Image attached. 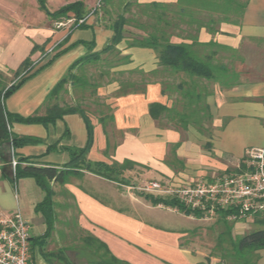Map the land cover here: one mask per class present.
<instances>
[{
  "label": "crops",
  "instance_id": "crops-1",
  "mask_svg": "<svg viewBox=\"0 0 264 264\" xmlns=\"http://www.w3.org/2000/svg\"><path fill=\"white\" fill-rule=\"evenodd\" d=\"M74 1L83 2L85 14L80 18L85 19L87 27L55 29L52 18L41 12L37 15L35 0H32V12L28 8L17 13L8 6V14H4L5 5L0 0V76L10 85L31 75L6 98L4 108L8 112L21 116L44 114L42 103L45 96L69 66L87 52L86 46L80 41L94 40V50L97 51L111 37L112 30L107 27L108 21L103 14L89 15L98 0H46V5L50 11H55ZM138 2L142 5L156 2L171 8L173 21L179 23V27L172 32L173 42L189 43L196 38L201 43L215 44L209 45L207 50L234 71L235 83L223 87L218 82L202 80L210 92L206 102L212 116L211 132L205 139L201 131L191 125L186 129H175L151 117V103L170 106L176 96L175 92L170 97L168 92H161V74L156 73V76L151 77L145 92L116 96L111 93L119 87L118 82L115 80L104 84L99 88V94H103L104 104L109 106V113L115 117L113 122L107 124L106 130L115 131L114 134L119 135L118 141L110 139L109 132L108 137L103 132L99 116L89 115L93 126V142L87 159L108 164L129 159L136 163L134 167H148L158 156L161 157L158 169L167 173L168 166L162 159L168 144L172 147L178 143L175 155L180 160L184 159L185 165L198 160L195 166L205 165L209 168L222 166L230 160L239 161L247 147L264 146V0ZM16 7L19 9L21 6ZM137 34L145 36L143 31H132L126 33L117 45L122 54L130 56V62L111 68V72L139 70L147 74L161 69L152 48L127 47L129 38ZM34 45L39 48L31 53ZM27 57L32 62L31 67L19 73L20 64ZM10 131L14 135L36 140L19 147H13L9 141L1 148L0 212L20 211L29 224L30 237L35 238L46 229L43 217L34 210L44 192L32 177L13 181L9 162L12 157L16 160L24 157L26 161L20 162L22 165L64 166L70 159L69 149L85 145L87 127L81 115L69 113L48 124L13 122ZM200 140L201 147L206 148L202 152L199 149ZM77 179V183L69 181L63 184L77 209V227L105 243L120 261L127 264H201L204 261L203 254L193 252L185 244L189 228L162 223L164 215L159 210L162 211L164 207L161 204L149 202V205L147 200L141 201L139 195L133 200L131 193L126 196V192L117 190V185L124 187L127 184L88 171ZM152 215H156V221L148 218ZM55 231L56 228L52 232ZM56 233V238L51 235L47 240L46 250H49V244L56 246L54 249L58 255H52H55L56 260L66 261L63 251L67 249L65 245L68 242ZM61 248L62 252L59 253L58 249ZM42 252L37 245L32 249L30 246L32 264H56L53 257L49 260ZM92 257H84L85 264H95V258ZM69 260L67 264H73Z\"/></svg>",
  "mask_w": 264,
  "mask_h": 264
},
{
  "label": "trees",
  "instance_id": "trees-1",
  "mask_svg": "<svg viewBox=\"0 0 264 264\" xmlns=\"http://www.w3.org/2000/svg\"><path fill=\"white\" fill-rule=\"evenodd\" d=\"M103 8L115 1H119L123 6V11H128L129 7L136 0H101ZM39 6L43 9L49 17H57L58 15L73 13L77 18L85 14L83 2H70L58 10L49 11L46 7L45 0H38ZM119 5V6H120ZM139 19L126 18L123 13L117 14L115 19L108 24L107 27L112 30V35L107 43L100 49L95 51L94 40L80 41L86 46L87 52L75 60L67 69V72L60 77L57 83L45 96L42 103L45 112L44 114L34 113L28 116H21L15 113H10L6 110L5 100L11 95L21 84L31 75L22 77L16 83H7L2 80L0 76V151L5 143L9 141L13 147H19L23 144L34 142L36 139L31 137L17 136L11 133L10 126L13 122L20 123H41L48 124L54 122L56 119L62 118L63 115L69 113H78L85 121L87 127V140L84 146L80 148H70V159L64 166H35L32 164H21L26 161V158L21 157L17 160V164L9 173L13 181L21 177H32L36 185L44 192L41 201L35 205V212L41 214L46 225L45 232L37 237H30L31 249L37 245L43 254L51 260L52 257L58 255L57 251L50 252L46 250L47 240L55 230V204L53 201L54 191L53 184L63 185L67 183L69 176L80 177L83 174L82 169L88 172L105 177L106 179L114 180L118 183L131 185L124 177V172L132 169L136 164L134 161L126 159L123 162L113 161L111 164L102 161H90L87 159V153L93 142V126L89 115L79 105L61 104L59 103V95L61 91L66 90L65 85L70 82L73 89H86L87 86L94 88V91L105 84L113 81L109 76L110 69L130 61V56L122 54L117 45L125 38L127 28H138L143 30L145 36L134 35L127 41V47H148L152 48L159 60L161 69L153 70L149 73L143 71L133 70L131 72H138L141 77L139 80L120 81L115 95H124L127 93L145 92L147 82L151 77L156 76V73L161 74L162 86L161 92H168L169 97L173 92L176 93L175 98L170 106L160 104L158 102L149 105V114L156 120L165 121V124L175 129H186L189 125L197 128L198 131L204 132L207 128L206 122H210L212 116L209 111V105L206 102V97L209 95V89L203 83V79L209 82H218L223 87H230L235 83V73L226 65L217 60L212 51H208L209 45L213 43H201L196 38L191 42H173L172 32L179 27V23L173 21L172 10L162 4L156 2L149 4H140ZM125 8V9H124ZM104 14L109 16L108 10L103 9ZM144 21H142V19ZM177 18H181L178 16ZM110 21V19H108ZM79 27H87L86 24H81ZM39 46L34 45L30 50L35 52ZM62 52V51H61ZM60 53V52H59ZM107 55L102 57V55ZM58 55V54H57ZM112 56V58L108 56ZM100 60H105L99 69L97 80H88L82 75H75L73 70L82 68L87 64H96ZM29 57L25 58L20 64L18 72L28 71L31 66ZM30 66V67H29ZM44 66V65H43ZM107 78V79H104ZM104 79V80H102ZM110 110V108H109ZM104 114V115H103ZM112 113H102L98 120L102 124L105 134L108 123L114 121ZM169 126V125H168ZM178 143L172 145L173 151ZM171 147V150H172ZM139 196L144 197L151 204H163L171 208H177L180 213L186 216H193L197 219L204 217V212L199 210H192L187 208L179 202L175 195H155L149 192H138ZM232 209L218 210V221L222 223V229L216 236V242L207 257L210 256L218 258L220 264H259V251L264 250V212L254 215V223L258 225L257 228L247 231L242 234H234L232 232L234 222L229 221L228 215ZM233 212V211H232ZM58 232V231H57ZM62 237V233L58 232ZM82 245L80 250L90 253L95 258V264H127L112 255L105 243L91 234H86L81 238ZM59 253L62 248L58 249ZM55 254V255H52ZM57 257V256H56Z\"/></svg>",
  "mask_w": 264,
  "mask_h": 264
},
{
  "label": "rangeland",
  "instance_id": "rangeland-1",
  "mask_svg": "<svg viewBox=\"0 0 264 264\" xmlns=\"http://www.w3.org/2000/svg\"><path fill=\"white\" fill-rule=\"evenodd\" d=\"M2 1L5 5V8L3 11L4 14L6 13L8 14V9H7L8 6L10 7L11 10H15V12L17 13L23 12L24 10H27L28 8H30L32 12V9H33L32 0H2ZM35 2L37 3V6H36L37 15L40 12L46 14V12L40 8L38 0H35ZM45 3H46V0H45ZM140 4L138 0H136L129 7L128 11L124 12L123 11L124 5H120L119 1H115L113 5L108 4L104 7L109 12V16H108L107 14H104V11H103L104 8L102 7L103 6L102 1L98 0L96 1V4L94 5L93 10L89 12V15L99 14L100 12L103 14L104 18L108 21L107 22L108 24L112 21V19H115L117 14H120V13H123L126 18L132 17L134 19H139L140 18V15L138 14L139 6L137 5H140ZM16 6L18 7L21 6V7L17 9ZM72 16L76 19V16L73 15V13H69L67 15L66 14L58 15L57 17H53V18L50 17V18L54 20L53 27L55 29H60L63 27H67L68 29H70L71 27H79V25L85 23L84 21L83 23L76 26L77 21L73 20L72 22L67 23L64 26H58L59 21L65 22L67 21V19H69V17H72ZM108 19H110V21ZM141 19L142 21H144L143 18ZM132 31L141 32L143 30H140L138 28H135V30H132V28L129 27L127 28V31L125 32L130 34ZM130 39L131 38H129V40ZM105 56L107 55L105 54L102 55V57H105ZM108 57L112 58L111 55ZM104 61L105 60H100V62L98 61L96 64H87L82 68H76L73 70V73L79 76L82 75L83 77H85L86 79L90 81L97 80L98 75H99L100 66L102 65ZM108 77L113 79V81L116 80L119 84L120 81H126V80L137 81L140 79L141 75L138 72H126V71L116 70L113 72L110 71V74ZM104 79H107V78H104ZM105 84H107V82H105ZM65 89L66 90L61 91L59 95V103L79 105L83 109H85L88 115L93 114L97 117L99 115H102V113H109V106L104 104L105 98H103V94H99V91H100L99 88L95 91H94V88H91L90 86H87L86 89H83V90H81L80 88L73 89L69 82L65 85ZM115 91L111 94L112 95L115 94ZM165 121L166 120H164V123ZM211 121L205 123V126L207 129L204 132H201V135L204 137L203 139H205L211 132V128H212ZM162 123H159V124L161 125ZM167 125H170V124H167ZM194 128L197 130L196 127ZM107 132H109L110 139L114 138V139H117L118 141L119 135L117 133L114 134L115 131H113L112 129H108ZM201 146H202V143L200 140V143H199L200 152L205 151L206 148L201 147ZM175 154L176 152L173 151V147L171 150V146L168 144L165 150L164 158L162 159V161H164L168 166L169 170H167L168 171L167 173L160 172L161 170L158 169L159 164L161 162V157L159 158L158 156L155 157L154 160L150 162L151 164L149 163L148 167L136 165L132 169L126 170L124 172V175H125L124 177L130 182L131 185H128V186L126 185L124 187H121V186L118 187L117 185V190L126 192V196L129 193H131V197L134 200L135 198L139 197L138 192H141V191L147 192L148 190H144V188L153 182H157L160 184V189H162V191L149 190L148 192L149 193L151 192L155 195H163V196L170 195V191H172L176 187L193 184L200 180H211L216 177H220V176H223L229 173H234L239 170L238 167H240V163H241V159L239 161H234V162L230 160V161H226L225 164L222 166H216L214 168H209V167H206L205 165H202V167L195 166V164L197 163L196 161L198 160H192L193 164L185 165V160L184 159L180 160ZM82 171L84 173L87 170L82 169ZM77 178H78L77 176L76 177L69 176L67 178V182L72 181L74 183H77L78 182ZM52 188H53L52 190L54 191L53 201L55 204V213H56L55 228H56V231L61 232L63 234L62 236L68 242V244L65 245L67 249L63 251L64 258L66 259V261H64L63 259L56 260V258L53 257V262L56 264H67V260L70 259L69 261H72L73 264H85L86 259L84 257L87 258L88 256L91 259L92 255L86 251L82 252L80 250V246L82 245L81 238L85 237L86 234L77 227V223H76L77 209L70 198L71 194L69 193V191L64 185L53 184ZM140 198H141V201L146 200L142 196H140ZM148 204L150 205L149 201H148ZM160 206L164 207L162 211L159 210V213H162L164 215L163 220H162L163 224L165 225L178 224V225H182V227L190 229L189 234L186 236L185 244L187 243V245L189 246V248L192 249L193 252L204 255V261L201 264H220L218 261V258L213 257V256H210V258L207 260V257L210 254L216 242V236L223 227L222 223L218 221V215L216 213L213 215H207V216H204L203 218L197 219L193 216H186L185 214L180 213V211H178L175 208H171L168 206L166 207V206H163V204H161ZM155 216L153 215L148 216V218H150V220L152 221H156L157 218H155ZM173 220H178V221L172 222ZM253 220H254V216H248V217L236 220L234 224H232L233 225L232 232L234 234H242V233H245L247 231L257 228L258 225H256ZM229 221L231 220L229 219ZM55 232H53L52 237L56 238V235L58 234L57 233L55 234ZM66 241H64V244L66 243ZM54 248H56V246H52L51 244L47 246V249L56 251V249ZM259 254H260V257H259L258 263L264 264V250L259 251Z\"/></svg>",
  "mask_w": 264,
  "mask_h": 264
},
{
  "label": "built area",
  "instance_id": "built-area-1",
  "mask_svg": "<svg viewBox=\"0 0 264 264\" xmlns=\"http://www.w3.org/2000/svg\"><path fill=\"white\" fill-rule=\"evenodd\" d=\"M73 20L77 21V26L85 19L69 17L65 22L59 21L58 26ZM10 164L14 170L17 160L12 157ZM238 168L234 173L176 187L170 194L175 195L187 208L204 212V216L213 215L218 210L232 209L233 212L228 215L232 221L263 213L264 146L247 147ZM144 190L162 191L157 182L147 185ZM30 258L27 220L20 211L0 212V264H32Z\"/></svg>",
  "mask_w": 264,
  "mask_h": 264
}]
</instances>
